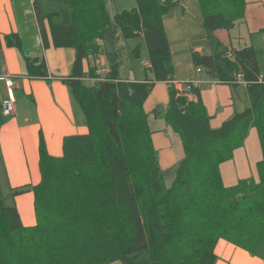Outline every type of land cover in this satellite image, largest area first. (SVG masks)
Listing matches in <instances>:
<instances>
[{
    "label": "trees",
    "instance_id": "obj_1",
    "mask_svg": "<svg viewBox=\"0 0 264 264\" xmlns=\"http://www.w3.org/2000/svg\"><path fill=\"white\" fill-rule=\"evenodd\" d=\"M178 3L136 0L135 9L112 14L108 0L33 2L44 47H50L47 20L53 46L76 52L71 76L62 81L88 133L66 136L60 157L48 153L40 134L41 181L12 189L14 197L33 192L35 226H25L18 208L6 205L0 186V264H216L220 240L256 254L264 242V80L259 51L252 45L228 48L214 35L220 29L231 31L245 19L246 0H199L214 52L195 51L192 59L211 80L238 87L235 80L241 75L248 105L213 129L200 88L188 91L198 97L193 101L168 84L163 115L181 137L185 156L176 165L172 184L164 182L144 105L154 83L175 80L164 17ZM140 37L147 46L151 76L125 81L119 73L126 57L121 42ZM7 44L21 51L23 40L13 34ZM99 54L109 64L103 77L95 66L84 71V61ZM131 54L140 59L141 47L136 45ZM23 61L28 76L49 80L43 58L24 56ZM250 128H256L262 148L259 182L247 178L225 186L220 166L233 159ZM47 203H63L69 223L51 229L47 220L55 216ZM83 215L92 217L97 231L90 234L95 241L90 249L73 234L79 226L87 228Z\"/></svg>",
    "mask_w": 264,
    "mask_h": 264
},
{
    "label": "crops",
    "instance_id": "obj_2",
    "mask_svg": "<svg viewBox=\"0 0 264 264\" xmlns=\"http://www.w3.org/2000/svg\"><path fill=\"white\" fill-rule=\"evenodd\" d=\"M26 1L32 4L30 0ZM178 1V6L172 8L164 17V26L175 67V80L178 83L192 79L207 81L209 76L206 71L203 69L197 72L192 59L195 51L207 55H212L214 52L209 33L202 23L199 0ZM25 4V0H0V186L6 205H15L22 223L31 227L37 223L34 194L30 190L14 197L12 189L25 185L35 186L41 181L40 134L48 153L60 157L63 155L64 138L87 134L88 128L78 122L70 90L62 81L63 78L71 76L76 57L75 50L53 46L47 20L44 21V28L50 47L45 48L34 9L31 6L24 7ZM113 4V0H108L109 10L115 14L118 11ZM110 7L115 10L114 13ZM236 26L239 28L235 36L225 29L217 30L214 35L228 48L240 49L252 45L258 51L263 49L264 0H246L245 19L237 22ZM13 34H19L23 40L21 51L7 44V37ZM137 44L121 42L126 48L124 66L127 62H138L144 56L141 49L140 59L132 57L131 53ZM24 56L30 59L43 58L47 65L49 80L28 76L23 61ZM91 66L98 68L101 77L109 71L108 61L102 54L84 61V71L87 72ZM141 66L145 67V71L122 79L130 82L146 81L147 77L151 76L149 58L144 60ZM261 76L264 77L262 70ZM2 77L4 79H1ZM7 79L13 82L15 109L12 115H5L3 112V101L9 97ZM175 87L180 91V95L182 93L190 100H198L196 95L182 92L181 84ZM200 95L210 116V127L213 129L220 128L236 112L243 111L249 101L244 84L233 87L216 80L207 87H201ZM168 103L169 85L166 82L154 83L144 109L148 114L152 141L164 172L175 169L185 156L181 137L174 132L163 115ZM262 158L258 132L256 128H250L242 147L234 152L233 159L220 166L224 185L233 186L241 179L257 178V165ZM220 243L246 252V256L253 260V264H264L263 256L251 254L225 240H220L215 249L218 256L216 264H234L232 260L217 252Z\"/></svg>",
    "mask_w": 264,
    "mask_h": 264
},
{
    "label": "rangeland",
    "instance_id": "obj_3",
    "mask_svg": "<svg viewBox=\"0 0 264 264\" xmlns=\"http://www.w3.org/2000/svg\"><path fill=\"white\" fill-rule=\"evenodd\" d=\"M114 2V8L116 11L118 12H121L123 10H133L136 8V0H113ZM25 5L24 7L26 8H30V6L33 8V3L31 4L30 2L26 1L25 0ZM111 11L114 13L115 10L112 9L110 7ZM238 28L239 26H236L234 27L233 29H231V32L232 34L235 36V33L238 31ZM27 40H29V38H27ZM127 42L129 43H134V44H137L141 47V49L143 50L144 52V56L138 61V62H127L124 66V64L120 67V77L123 78V77H130V76H134L135 73L136 74H139L140 72L142 73L144 70V66H141L142 65V62L144 60H147L148 58V51H147V46L145 44V40H143V38H138V39H130L128 40ZM142 52V53H143ZM258 62H259V65H260V68L262 70V73H264V48L263 49H259V53H258ZM124 66V67H123ZM133 66V67H132ZM133 68V69H132ZM106 74V73H105ZM185 94H190V93H187L185 92ZM182 95V93H181ZM247 103V101H245ZM13 114V113H12ZM11 114V115H12ZM82 115L79 116V122L81 123L82 122ZM176 168V167H175ZM175 170L176 169H168V170H165V172L163 171V175H164V182L165 184L169 187L172 182H173V179L175 177ZM99 172L96 170L94 171L93 173V176H97ZM258 182H259V177L257 176V178H255ZM47 205L52 208V216H55V217H52L50 219L47 220V222L49 223V227L51 229H53L58 223L60 225H63L66 218H69L68 217V209L67 207H63V203L61 205H57V204H51V203H47ZM57 205V206H56ZM96 210V209H95ZM82 215V214H81ZM86 215H83L84 217V222H85V226H87V228H84L83 226H79L76 231H74V236H76L77 238L81 239L83 242H84V245L85 246H88L89 249L93 247V243L95 242L94 240L92 241V237L91 235H95L96 234V227L95 225L93 224L92 222V217H88V218H85ZM87 217V216H86ZM92 222V224H91ZM65 223H69V222H65ZM65 225V224H64ZM51 232H49V235H50ZM71 233V235H73ZM118 233V232H117ZM91 234V235H90ZM70 237V234L68 235ZM45 237V236H43ZM99 237V236H98ZM96 238V236L94 237ZM264 241V240H263ZM262 241V242H263ZM68 240L65 239L64 240V243H67ZM77 241L73 242V246L76 248L77 247ZM261 242V243H262ZM260 243V244H261ZM98 251V249H97ZM217 252L222 255V256H225L227 258H229L230 260L233 261L234 264H247L246 262H250L249 264H253V260H250L246 255L247 253L244 252V251H241V250H237L235 247L233 246H229L227 244H224V243H220V245L218 246L217 248ZM256 254H259L261 256L264 257V242L260 245V247L257 249V251L255 252ZM112 264H121L120 261H116V262H113Z\"/></svg>",
    "mask_w": 264,
    "mask_h": 264
},
{
    "label": "built area",
    "instance_id": "obj_4",
    "mask_svg": "<svg viewBox=\"0 0 264 264\" xmlns=\"http://www.w3.org/2000/svg\"><path fill=\"white\" fill-rule=\"evenodd\" d=\"M32 3L36 0H30ZM202 68H197V72L202 71ZM1 79H4L3 77ZM261 80H264V77H260ZM213 82V80H211L209 78V80L207 81H198L197 79H192L191 81H187V82H183V83H178L176 82V80L174 79H169L166 83L169 85H177V84H181L182 87V92H187L194 87H199L201 89V87H207L209 86L211 83ZM235 83H239V84H244L245 86L247 85L246 81L243 80L241 75H238L236 77ZM6 84L9 88V97L3 101V112L5 115H11L14 112L15 109V105H14V95H13V90H12V80L11 79H7L6 80Z\"/></svg>",
    "mask_w": 264,
    "mask_h": 264
}]
</instances>
